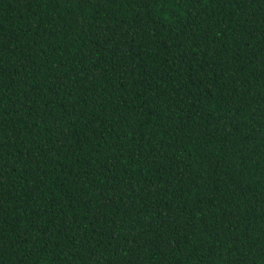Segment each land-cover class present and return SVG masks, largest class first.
I'll use <instances>...</instances> for the list:
<instances>
[{
	"label": "trees",
	"instance_id": "obj_1",
	"mask_svg": "<svg viewBox=\"0 0 264 264\" xmlns=\"http://www.w3.org/2000/svg\"><path fill=\"white\" fill-rule=\"evenodd\" d=\"M0 264H264V0H0Z\"/></svg>",
	"mask_w": 264,
	"mask_h": 264
}]
</instances>
